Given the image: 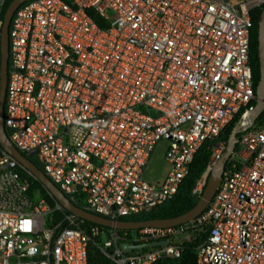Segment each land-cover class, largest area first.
<instances>
[{
    "label": "built area",
    "instance_id": "1",
    "mask_svg": "<svg viewBox=\"0 0 264 264\" xmlns=\"http://www.w3.org/2000/svg\"><path fill=\"white\" fill-rule=\"evenodd\" d=\"M263 6L264 0L21 5L9 32L4 126L20 154L36 158L64 195L91 213L117 221L153 211L177 194L203 144L242 114L240 123L258 101L263 110L238 132L206 209L174 227L86 228L66 205L52 208L32 191L24 174L32 175L1 150L0 264H154L179 258L183 243L198 235L197 264H264V99L256 96L251 60L253 20ZM161 141L168 171L150 183L144 172ZM228 147L221 141L212 149L192 189L198 199ZM163 240L169 244L121 249Z\"/></svg>",
    "mask_w": 264,
    "mask_h": 264
},
{
    "label": "water",
    "instance_id": "2",
    "mask_svg": "<svg viewBox=\"0 0 264 264\" xmlns=\"http://www.w3.org/2000/svg\"><path fill=\"white\" fill-rule=\"evenodd\" d=\"M31 0H12L9 4L3 19V25L1 27L0 33V147L5 152L12 155L18 162L24 166V168L40 181L42 185L47 189L49 194L61 205H66L77 217L97 224L104 227L116 228L119 230H138L142 228L149 227H174L185 223H188L198 217L211 202L216 189L223 179V171L226 159L229 153L232 151L234 144L236 143V138L238 132L242 130L244 126H248L253 123L255 118L263 110V105L258 101L257 108L247 113L243 120L236 125L233 129L232 134L229 139L228 150L222 155V157L216 163L213 171L211 172L207 185L205 187L204 193L201 198H199L198 203L186 213L172 218L157 219V220H140V221H124L117 220L113 221L111 219L105 218L98 214L91 213L83 208H80L73 204L64 193L44 174L41 168H39L31 159L24 157L16 149V147L11 143L6 128L3 123V112L4 103L7 90L8 82V70L10 61V25L12 18L16 10L24 3ZM258 44H259V58H260V68H261V81L256 90V96L258 99H264V9L261 16L258 29ZM169 241L163 240L158 242H150L141 245H130L128 243H123L121 249L125 253H129L134 249H143L155 246H167Z\"/></svg>",
    "mask_w": 264,
    "mask_h": 264
},
{
    "label": "trees",
    "instance_id": "3",
    "mask_svg": "<svg viewBox=\"0 0 264 264\" xmlns=\"http://www.w3.org/2000/svg\"><path fill=\"white\" fill-rule=\"evenodd\" d=\"M70 2V0H65ZM12 0H6L2 10H1V19H4V14ZM264 6L258 8L255 11V17L253 20V30H252V40H251V60L254 74V87L255 92L258 88V85L261 81V68H260V58H259V44H258V29L261 16L263 13ZM94 21L99 24L101 27L104 26L102 20L93 14L89 13ZM1 33V29H0ZM10 64V62H9ZM257 104V101L254 102V105ZM242 114H239L235 120L225 129V131L213 142H208L202 145L195 155L194 161L190 166L188 175L183 180L182 184L179 187L177 194L170 200L164 202L156 209L148 213H141L134 216L123 217L121 220L124 221H140V220H157V219H166L180 216L187 211L191 210L197 203L198 198L192 194V189L196 184L197 180L202 176L206 170L209 162L211 161L212 149L218 145L221 141L229 142L230 136L233 129L238 125ZM264 122V115H261L258 118V123ZM239 134H237V137ZM2 148L0 147V152ZM39 168H41L40 163L36 158H30ZM29 180L33 182L32 191L39 190L40 193L47 199L52 208H55L56 200L49 194L47 189L42 185V183L28 174H24ZM61 215V212H55L54 217L57 218ZM86 228L96 225L94 223L84 221ZM102 227V226H101ZM132 232V231H128ZM202 239L201 235H198L196 239L191 241H185L182 246V254L179 258H163L155 262L154 264H197V255L196 247L198 246L200 240ZM96 262L98 260H92ZM99 264H110L109 261L105 259H99Z\"/></svg>",
    "mask_w": 264,
    "mask_h": 264
},
{
    "label": "rangeland",
    "instance_id": "4",
    "mask_svg": "<svg viewBox=\"0 0 264 264\" xmlns=\"http://www.w3.org/2000/svg\"><path fill=\"white\" fill-rule=\"evenodd\" d=\"M166 148L167 143L165 141H161L157 144L151 154L143 176V178L150 183L161 182L166 177L168 171V164L165 159ZM179 239H183V237L181 236ZM106 240V236L103 235L98 239L101 244H104Z\"/></svg>",
    "mask_w": 264,
    "mask_h": 264
}]
</instances>
